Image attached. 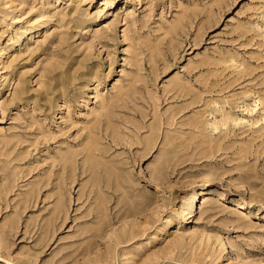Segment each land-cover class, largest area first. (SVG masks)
Instances as JSON below:
<instances>
[{
    "label": "rangeland",
    "instance_id": "rangeland-1",
    "mask_svg": "<svg viewBox=\"0 0 264 264\" xmlns=\"http://www.w3.org/2000/svg\"><path fill=\"white\" fill-rule=\"evenodd\" d=\"M1 84L0 264H264V0H0Z\"/></svg>",
    "mask_w": 264,
    "mask_h": 264
},
{
    "label": "bare ground",
    "instance_id": "bare-ground-1",
    "mask_svg": "<svg viewBox=\"0 0 264 264\" xmlns=\"http://www.w3.org/2000/svg\"><path fill=\"white\" fill-rule=\"evenodd\" d=\"M112 1H114V0H112ZM110 4H111V1H108ZM3 87H2V84L0 85V90L2 89ZM194 210V203L191 205V208H190V210H189V213H191L192 211ZM239 210V209H238ZM243 215H245V213L243 212V210H241L240 212H239V216H243ZM248 215V214H247ZM244 217V216H243Z\"/></svg>",
    "mask_w": 264,
    "mask_h": 264
}]
</instances>
